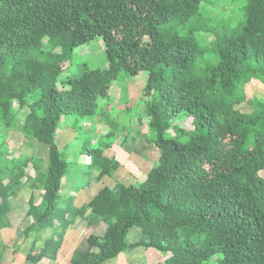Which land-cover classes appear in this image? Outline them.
Instances as JSON below:
<instances>
[{"label": "trees", "instance_id": "16d2710c", "mask_svg": "<svg viewBox=\"0 0 264 264\" xmlns=\"http://www.w3.org/2000/svg\"><path fill=\"white\" fill-rule=\"evenodd\" d=\"M203 4L0 0V218L25 177L26 164L14 171L7 159L4 134L17 131L48 150L32 229L52 227L59 213L82 217L87 209L106 226L101 238L88 237L86 251L75 252L71 264H104L138 248L163 254L161 264H264V99L246 95L254 81L264 84V0H244L240 22L219 24L202 17ZM199 32L212 37L209 48L200 46ZM96 39L104 44L106 70L75 63V51ZM121 74L145 77L141 94L148 99L156 165L141 183L104 187L81 210L68 197L60 210L70 145L59 149L57 126L79 132L99 118L108 131L95 145L86 136L79 154L85 175L97 182L112 177L120 164L103 153L115 133L129 128L131 111L123 110L121 127L119 115L102 113L97 100L111 97ZM241 105L249 112H240ZM181 115L192 128L173 129ZM132 230L138 231L134 243ZM60 241H46L34 260L54 257Z\"/></svg>", "mask_w": 264, "mask_h": 264}, {"label": "rangeland", "instance_id": "374dc122", "mask_svg": "<svg viewBox=\"0 0 264 264\" xmlns=\"http://www.w3.org/2000/svg\"><path fill=\"white\" fill-rule=\"evenodd\" d=\"M243 5L244 0H204L202 17L212 20L215 24L226 23L229 18L234 22H240ZM200 22L206 23L203 20ZM190 28L189 24L184 25L179 32L185 33ZM195 36L204 49L212 41V37L204 32H199ZM104 53V44L101 39H96L75 51V63L80 66L86 63L89 70H106ZM144 78V76L131 78L121 74L118 81L112 84L111 97L97 100L102 113L112 116L119 115L120 118L117 121L121 127L127 124L123 110L129 108L131 111L129 128L115 133L110 139L112 147L103 153L120 164L112 177H104L97 182L93 175H85L86 158L79 154V149L86 136H90L91 144L95 145L99 135L108 131L99 118L85 122L79 132L68 129L65 123L57 126L56 139L59 149L61 150L66 144L70 145L67 154L68 171L62 182L61 195L63 198L58 205L60 210H63L66 204H70L68 200H65L68 197H75L73 206L81 210L96 195L97 191L104 187L113 188L116 183L124 185L141 183L156 165L157 151L149 142L152 132L147 127L144 113L148 99L141 94ZM246 95L248 99L264 98V84H257V88L252 86L246 89ZM237 109L242 113L249 112V108L245 105L238 106ZM18 119L23 120V112L19 113ZM171 124L173 129L174 127L192 128L191 121L183 115L173 119ZM0 129L2 130L1 125ZM4 135L10 154L7 159H11V166L16 164L14 171L16 169L18 171L24 164L26 166L22 169L25 177L19 178L20 184L8 200L9 210L0 218V264H71L75 252L86 251L89 236L98 238L103 236L106 231L105 224L91 218L90 211L87 209L84 210L82 217L78 213L62 217L63 215L59 213L52 227L39 231L32 229L34 220L30 212L39 205L41 192L36 185L39 183L40 174L46 167L48 150L45 145L23 140L17 131ZM166 137L174 138L172 129L166 132ZM76 139L81 141H76ZM260 176L264 179V171L260 173ZM137 237L138 231L132 230L128 241L134 243ZM59 239L61 244L54 257L51 258L49 253H45L39 261L34 260L40 252L46 251L44 246L46 241L58 242ZM164 260L163 254L138 248L104 264H161Z\"/></svg>", "mask_w": 264, "mask_h": 264}, {"label": "crops", "instance_id": "0c3cea01", "mask_svg": "<svg viewBox=\"0 0 264 264\" xmlns=\"http://www.w3.org/2000/svg\"><path fill=\"white\" fill-rule=\"evenodd\" d=\"M255 83H256V84H255ZM253 84H254V85H253ZM257 84H262V83L257 82V81H254L251 85L247 86L246 89L248 90V88H250V87H252V86H255V87L257 88ZM260 99H264V98H260ZM62 189H63V188H62ZM100 190H101V189H100ZM100 190H99V191H100ZM99 191H97V193H98ZM97 193H96V194H97ZM90 200H91V199H90ZM87 203H88V202H87Z\"/></svg>", "mask_w": 264, "mask_h": 264}]
</instances>
